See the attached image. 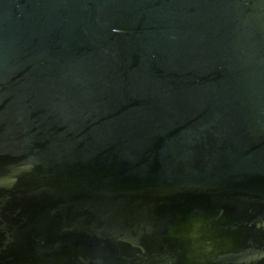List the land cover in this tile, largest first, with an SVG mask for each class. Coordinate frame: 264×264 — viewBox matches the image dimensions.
I'll return each mask as SVG.
<instances>
[{"label": "water", "instance_id": "obj_1", "mask_svg": "<svg viewBox=\"0 0 264 264\" xmlns=\"http://www.w3.org/2000/svg\"><path fill=\"white\" fill-rule=\"evenodd\" d=\"M0 264H264V0H0Z\"/></svg>", "mask_w": 264, "mask_h": 264}]
</instances>
